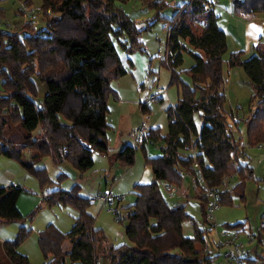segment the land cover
I'll return each mask as SVG.
<instances>
[{
    "label": "trees",
    "instance_id": "obj_1",
    "mask_svg": "<svg viewBox=\"0 0 264 264\" xmlns=\"http://www.w3.org/2000/svg\"><path fill=\"white\" fill-rule=\"evenodd\" d=\"M117 1L128 0H40L43 28L37 27L36 20L27 19L0 30V156L19 157L23 149H29L34 152L33 160L48 154L55 164L70 162L84 172L94 165V152L108 155L107 132L112 129L107 119L108 99L117 98L110 83L127 73L116 43L127 53L145 52L142 29ZM141 2L156 10L152 21L159 19L167 4L166 0ZM232 4L237 14L264 13V0H233ZM218 18L211 1L188 0L175 8L170 20L163 61L171 72L170 84L177 86L180 97L165 109L166 135L149 129L140 145L150 139L164 142L161 155L146 156L153 181L137 186V200L123 217L127 221L124 233L133 245L108 244L87 211L90 199L79 196L75 184L69 191L56 188L44 195L48 205H72L78 216L67 233L41 235L44 254L47 249L54 253L42 264H64L65 257L71 264H98L100 258L107 264H214L206 242L208 229L196 227L194 237L185 236L182 227L189 214L184 205L170 204L160 186L165 181L180 188L183 174L195 176L200 170L204 183L197 181L194 189L206 222L210 213L204 186L216 189L218 204L231 203L233 194L244 197V182L253 178L252 166L239 160L244 145L235 139L228 122L234 112L228 115L225 109L222 63L227 41ZM253 49L246 59L238 51L228 60L231 67L242 66L254 90L253 109L243 120L251 145L264 142V44ZM185 51L194 59L188 69L191 84L180 78ZM36 78L46 86L40 102ZM140 107L143 113L149 110L146 101L140 102ZM37 129L41 133L34 138ZM136 150L137 146L126 144L115 160L130 166ZM234 177L238 183L231 187ZM40 180L47 181L43 173ZM22 190L20 186H0V221L22 218L17 205ZM118 219L122 220L121 215ZM244 229L237 223L229 230ZM25 233L12 241H0V264H31L18 249ZM64 240L70 243L65 252L61 248ZM261 259L255 264H264V257Z\"/></svg>",
    "mask_w": 264,
    "mask_h": 264
},
{
    "label": "rangeland",
    "instance_id": "obj_2",
    "mask_svg": "<svg viewBox=\"0 0 264 264\" xmlns=\"http://www.w3.org/2000/svg\"><path fill=\"white\" fill-rule=\"evenodd\" d=\"M187 1L166 0L167 4L159 12V19L156 21H152L156 10L149 5H143L141 0H128L124 3L117 1V5H120L124 12L136 22L137 28L142 29L140 39L145 52L138 50L127 53L116 43L118 57L128 74L110 83L111 87L118 91L119 97L110 96L108 99L107 119L113 127L107 132L109 145L114 144L121 130L130 129L134 125L138 127L143 116L148 117L146 123L148 128L149 125L154 128L159 127L160 134L166 135L165 109L177 102L180 93L175 84H170L171 72L163 61L166 52L165 43L175 8ZM209 1L212 2L215 13L219 16L218 25L226 34L227 49L223 54L222 63L223 76L226 79L225 109L228 115L232 110L235 118L229 115L228 122L235 139L244 145L239 160L247 161L252 166L253 178L249 177L245 180L243 198L239 194H233L231 203H219L209 214L206 222L203 219L201 200L197 196L199 193L191 184L188 174L182 175L180 186L182 190L172 199L159 186L170 204L184 205L189 214L190 218L183 223L182 227L185 236L194 237L196 227L199 230L208 229L206 242L214 264H237L225 258L224 248L218 247L221 233L237 223L244 225L245 229L240 230L239 240L250 253V264H255L258 261L261 262V258L264 257V228L261 227V221L264 220V142L255 145L248 143L243 120L252 108L251 100L254 90L242 66L231 67L228 60L232 52L238 51L241 52V58L246 59L253 53L254 45L264 44V13L254 16L237 14L233 11V0ZM33 2L34 5H40V0H33ZM17 7L18 0H0L1 18L11 22L27 20L24 17H18ZM201 20L202 17H200ZM35 23L39 28L45 26V20L42 17H39ZM148 24L151 25L147 26ZM1 29L4 30L5 26H0ZM185 45L190 47L187 42ZM193 63L191 53L185 51L179 71L181 80L188 84L192 82L188 69ZM35 82L38 90L37 101L40 102L46 93V86L37 78ZM157 87L165 89L162 99L149 101L148 96L154 93ZM135 97H138L137 104L131 107L129 101L134 100ZM146 100L149 101L147 105L150 111L143 113L139 102ZM124 132L126 134V131ZM40 133V129H37L32 134L34 138H37ZM125 137L127 138V135ZM123 141H125L124 137ZM131 144L137 146L132 165L128 166L116 161L114 154L94 152V165L84 172H80L70 162L55 164L48 154L33 160L34 152L29 149H23L19 157L0 156V186L14 185L23 189L17 200L22 218L14 221H0V241H12L20 233L27 231L25 237L19 242V251L28 257L31 264H42L49 260L54 253L51 249H47L49 252L44 254L40 244L41 235L46 232L52 233V231L60 234L67 233L71 229L74 218L78 216V210L72 205H48L44 195L56 188L69 191L76 184L79 196L90 199L87 211L94 217V226L102 230L108 244L133 245L124 233V223L127 221L123 217L126 214V208L137 200V186L153 181L152 169L147 164L146 156L161 155L164 142L161 138L156 141L147 140L145 150L139 144L134 142ZM122 147L115 149L114 153H119ZM29 164L32 166L28 167ZM41 173L47 178L46 183L41 182ZM237 183L236 177L231 178L229 186L234 187ZM105 192L111 193L112 200L104 204L96 197ZM119 215L122 220L118 219ZM52 234L55 236V233ZM61 248L62 251H67L70 243L64 240ZM64 264H71L68 257H65ZM98 264H107V261L100 258Z\"/></svg>",
    "mask_w": 264,
    "mask_h": 264
},
{
    "label": "built area",
    "instance_id": "obj_3",
    "mask_svg": "<svg viewBox=\"0 0 264 264\" xmlns=\"http://www.w3.org/2000/svg\"><path fill=\"white\" fill-rule=\"evenodd\" d=\"M41 11L40 5L27 4L23 1H18L17 15L22 16L29 20H37L39 18V13ZM11 23L10 20L2 19L0 16V26H7ZM165 89L157 87L154 93L148 96L149 101H156L161 98ZM146 100V102H149ZM148 117L143 116L142 121L139 126L135 129L132 134L134 144L141 145L148 134V127L146 125ZM197 165L195 164V167ZM204 183V179L200 170H197L195 176H191V184L195 186L196 182ZM162 187L166 191L169 197H173L179 190L176 185H171L168 182H162ZM203 187V186H202ZM204 196L208 198L207 210L211 214L213 209L218 205L217 201V191L216 189H210L207 186L203 187ZM96 199L102 201L104 204L112 200V195L110 192H105L96 197ZM261 227L264 228V220L261 221ZM240 231L226 230L221 233V240H219V246L223 247L224 257L229 261L237 264H250V253L245 249L243 242L239 240Z\"/></svg>",
    "mask_w": 264,
    "mask_h": 264
},
{
    "label": "crops",
    "instance_id": "obj_4",
    "mask_svg": "<svg viewBox=\"0 0 264 264\" xmlns=\"http://www.w3.org/2000/svg\"><path fill=\"white\" fill-rule=\"evenodd\" d=\"M126 74H128V73H126ZM125 74V75H126ZM123 77V76H122ZM121 78V77H120ZM114 89V88H113ZM115 90V89H114ZM116 91V90H115ZM120 92V91H119ZM116 93H117V98L119 97V94H118V91H116ZM121 96V95H120ZM162 97V96H161ZM137 98L138 97H135V99L134 100H130L129 102H130V106L131 107H133V105H136L137 103ZM162 98H160L159 100H161ZM141 102V101H140ZM139 102V103H140ZM150 111V107H149V110H148V112ZM137 127V126H136ZM136 127H135V125L132 127H130V129H125L124 131H126V134H125V132L123 131V130H121L120 132H119V134H118V136H117V139H116V141L114 142V144L111 146V145H109L110 146V148H109V152H108V155L110 154V155H115V154H117V153H114L115 151V149H117V148H121L123 145H126V144H129V141H130V144L133 142V138H132V134H133V132L135 131V129H136ZM113 128V127H112ZM148 129H159V127H156V128H154V127H151V125H149V128ZM121 135H123L122 137H121ZM125 135H127V138L125 137ZM123 137H124V139H125V141H123ZM110 141V140H109ZM145 146H146V142L144 143V146L143 147H141L143 150H145ZM113 149V150H112ZM190 178H191V176H190ZM180 190H182V188L180 187L179 188V190H178V192L177 193H179L180 192ZM176 193V194H177ZM175 194V195H176ZM185 194H187V193H185ZM175 195L172 197V198H174L175 197ZM100 201V200H99ZM176 202H178L177 200H176Z\"/></svg>",
    "mask_w": 264,
    "mask_h": 264
}]
</instances>
